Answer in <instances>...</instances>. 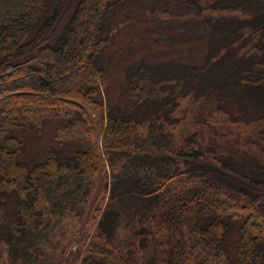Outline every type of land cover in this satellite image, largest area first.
I'll list each match as a JSON object with an SVG mask.
<instances>
[{
	"label": "trees",
	"instance_id": "16d2710c",
	"mask_svg": "<svg viewBox=\"0 0 264 264\" xmlns=\"http://www.w3.org/2000/svg\"><path fill=\"white\" fill-rule=\"evenodd\" d=\"M134 18L176 56L104 59ZM231 102L264 111V0H0V264H264V115ZM59 106L93 143L22 160L14 132ZM74 194L81 229L40 258L41 209Z\"/></svg>",
	"mask_w": 264,
	"mask_h": 264
},
{
	"label": "rangeland",
	"instance_id": "374dc122",
	"mask_svg": "<svg viewBox=\"0 0 264 264\" xmlns=\"http://www.w3.org/2000/svg\"><path fill=\"white\" fill-rule=\"evenodd\" d=\"M140 3L144 7L150 6L149 2ZM130 8V16L133 17L136 14H139L137 10L139 11L140 7L131 6ZM238 14L240 13H232V15ZM171 23L173 25V29L170 30V35L175 36L176 33L180 34V30L175 27L176 23L174 20L168 21L167 26ZM121 24H123V22ZM180 36L183 37V35ZM166 37L167 35L159 36L156 33H151L149 24H143V22H139V19L137 21V19L134 18L128 25V28L124 29L123 27L122 30L114 34L113 38L109 36L110 41L113 44L109 45L106 49L104 59L107 58L108 60L111 56H113L114 52H119L120 57L118 56L116 59H120L121 57L123 59H127L125 67L126 69H130L135 66L133 63L134 61L146 56H148L149 60H152L153 58H159L161 60L173 58L176 56L174 51L180 50L182 44L175 43L171 48L170 54V50L168 53L163 45ZM187 37L188 35H186V38ZM200 43V41L197 42V44ZM186 46L187 44L185 43V48ZM184 52H186V49ZM157 55L160 57H154ZM186 56L189 57V55ZM162 57L166 59H163ZM194 57L196 56H193L192 58ZM126 80V75L123 71H119V74H111L109 87L106 92L104 91L111 105L122 107L126 90ZM189 101V97L182 99L179 106V112L187 108ZM227 108L229 111L234 113L238 112L237 118H251L252 116L259 117L260 115H264L263 110H256L252 113V115H247L246 113L245 115H239V107L235 104V102H231ZM68 111L69 114L65 116V113ZM74 112L77 111H74L72 108L67 106H59L53 112L51 110L44 112L39 118H37L38 120L34 121L30 129L28 128L25 131L14 132V135L16 134L23 144V150L19 154L20 158L26 162H30L33 159H43L45 157V152L49 147H54L59 151L68 153H71L75 148L86 149L89 147L93 143V139L91 140L87 130L90 124L82 118L83 123L75 121L73 126L67 125L68 122L73 121L75 116H78L74 114ZM184 120L185 121L180 125L182 130L188 123L187 116H185ZM168 129L172 133L175 132L174 128ZM94 142L96 141L94 140ZM75 196V194L71 195V204H68L67 201H63L61 204H58L53 211L50 207L49 215L45 212L44 208L41 209V215L37 220L39 221L40 226L37 230L39 231L40 236L46 234L49 242L48 244H45L42 240L41 245H44V247L38 252L40 258L46 257L49 261H56V259L59 258L58 251L60 248L65 243L67 244L77 231L81 229L83 220L78 213L79 206L75 205L77 200V197ZM15 206V202L12 201L9 206L10 211H13ZM61 209L62 211H60ZM41 228H44V230L42 231Z\"/></svg>",
	"mask_w": 264,
	"mask_h": 264
}]
</instances>
